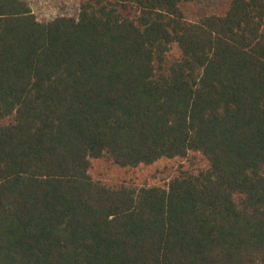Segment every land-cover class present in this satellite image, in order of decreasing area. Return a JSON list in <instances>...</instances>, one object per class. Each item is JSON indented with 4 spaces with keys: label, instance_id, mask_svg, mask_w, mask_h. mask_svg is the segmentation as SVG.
Returning <instances> with one entry per match:
<instances>
[{
    "label": "trees",
    "instance_id": "obj_1",
    "mask_svg": "<svg viewBox=\"0 0 264 264\" xmlns=\"http://www.w3.org/2000/svg\"><path fill=\"white\" fill-rule=\"evenodd\" d=\"M192 1L0 0V264H264V0Z\"/></svg>",
    "mask_w": 264,
    "mask_h": 264
},
{
    "label": "rangeland",
    "instance_id": "obj_2",
    "mask_svg": "<svg viewBox=\"0 0 264 264\" xmlns=\"http://www.w3.org/2000/svg\"><path fill=\"white\" fill-rule=\"evenodd\" d=\"M40 20H50L61 15H77L80 0H27ZM228 0H195L183 4L189 19H198L205 13H221ZM180 163L178 158H161L152 164L121 167L105 157L93 159L91 173L94 178L108 183L123 181L136 185H166Z\"/></svg>",
    "mask_w": 264,
    "mask_h": 264
}]
</instances>
